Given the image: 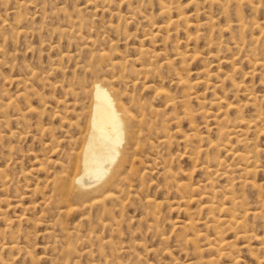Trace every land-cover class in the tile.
<instances>
[{
  "label": "rangeland",
  "instance_id": "obj_1",
  "mask_svg": "<svg viewBox=\"0 0 264 264\" xmlns=\"http://www.w3.org/2000/svg\"><path fill=\"white\" fill-rule=\"evenodd\" d=\"M0 264H264V0H0Z\"/></svg>",
  "mask_w": 264,
  "mask_h": 264
},
{
  "label": "bare ground",
  "instance_id": "obj_2",
  "mask_svg": "<svg viewBox=\"0 0 264 264\" xmlns=\"http://www.w3.org/2000/svg\"><path fill=\"white\" fill-rule=\"evenodd\" d=\"M96 83L98 84H95L93 88L94 106L90 125L85 135L86 138L83 140L85 141L84 148L80 150V173L77 178L74 177L75 182L84 191L91 190L103 182L111 171H114L112 168L121 154L129 119L128 113L121 109L122 107L113 98L111 90L99 82ZM239 156L245 159L243 155ZM214 247L219 252L225 249L227 253L226 250L232 245L228 241L219 240L215 242Z\"/></svg>",
  "mask_w": 264,
  "mask_h": 264
}]
</instances>
